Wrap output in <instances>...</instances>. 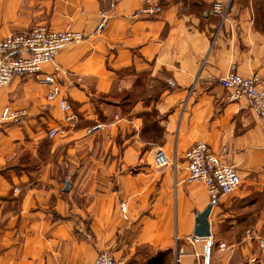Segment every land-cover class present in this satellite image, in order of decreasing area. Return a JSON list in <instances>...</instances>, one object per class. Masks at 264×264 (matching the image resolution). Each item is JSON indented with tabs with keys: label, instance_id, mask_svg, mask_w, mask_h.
Returning <instances> with one entry per match:
<instances>
[{
	"label": "crops",
	"instance_id": "crops-1",
	"mask_svg": "<svg viewBox=\"0 0 264 264\" xmlns=\"http://www.w3.org/2000/svg\"><path fill=\"white\" fill-rule=\"evenodd\" d=\"M152 2L158 15L132 18L141 0H0V38L37 25L84 35L42 67L60 90L51 104L30 77L0 87V112H25L0 126V264H92L99 253L146 263L167 251L196 264L205 247L206 264H264L263 250L250 252L264 243V116L217 84L234 65L264 88V0ZM96 122L102 130L84 136ZM196 142L235 168L239 186L211 207L210 237L191 245L210 202L201 183L183 184ZM157 148L170 162L161 169Z\"/></svg>",
	"mask_w": 264,
	"mask_h": 264
},
{
	"label": "built area",
	"instance_id": "built-area-1",
	"mask_svg": "<svg viewBox=\"0 0 264 264\" xmlns=\"http://www.w3.org/2000/svg\"><path fill=\"white\" fill-rule=\"evenodd\" d=\"M161 8L152 0H141V5L131 17L151 18L158 15ZM211 12L223 16L225 8L222 3H213ZM96 29L102 27L103 14ZM84 39L81 32L65 28L61 31L52 30L44 25L34 26L29 31L19 34L8 35L0 38V87L6 86L15 77H30L36 83L45 85L47 93L45 100L51 104L60 94L59 87L51 74L42 72L44 65L50 64L60 49L68 45L76 44ZM259 79L256 75L249 77L240 76L234 65H230L225 74L217 79V84L227 91L228 101H235L240 97L246 98L252 103L254 110L264 116V88L258 87ZM170 87L173 83L169 82ZM58 107L64 114L63 121L67 126L76 123V116L64 98L58 100ZM23 110H12L8 106L3 107L0 112V126L16 121L23 117ZM102 123H93L84 129V136L91 137L100 132ZM1 128V127H0ZM1 132V129H0ZM63 137L64 129H50L48 138L54 136ZM184 168L187 172L183 184L190 185L201 183L207 193L210 202L214 204L220 197L228 196L239 186V178L233 166L224 163L204 143L192 144L183 154ZM152 163L156 169H161L170 164L164 152L157 148L152 154ZM200 238L191 237V245L198 243ZM209 245V244H208ZM259 246L264 250V243L259 241ZM226 247L223 243L218 245L219 250ZM207 255V248L199 257ZM197 256V254H195ZM92 264H125L121 258L115 259L109 254L99 253L95 256ZM196 264H204L201 259Z\"/></svg>",
	"mask_w": 264,
	"mask_h": 264
},
{
	"label": "water",
	"instance_id": "water-1",
	"mask_svg": "<svg viewBox=\"0 0 264 264\" xmlns=\"http://www.w3.org/2000/svg\"><path fill=\"white\" fill-rule=\"evenodd\" d=\"M66 189L67 187L65 185L64 190ZM213 204H214L213 202H209L202 211L196 213L194 217V226L191 233L192 237H196L200 239H205L210 237L207 216Z\"/></svg>",
	"mask_w": 264,
	"mask_h": 264
},
{
	"label": "rangeland",
	"instance_id": "rangeland-1",
	"mask_svg": "<svg viewBox=\"0 0 264 264\" xmlns=\"http://www.w3.org/2000/svg\"><path fill=\"white\" fill-rule=\"evenodd\" d=\"M250 225H242V228H248ZM244 229L242 230V233L244 234ZM200 241H202V240H200ZM199 241V242H200ZM198 242V243H199ZM174 243H179V241H175L174 240ZM211 243V245H210V251H211V249H213V250H218L220 253H229L230 252V250H232V249H229V248H227V246H225L226 248L224 249V250H219L218 249V245L220 244L219 242H217V241H214V242H210ZM221 243H223V242H221ZM196 245H197V243H196ZM256 247H254V248H252L251 250H250V252L251 251H253V250H255L256 252H260V251H262V249L260 248V246H259V243L257 244V248L255 249ZM264 251V250H263ZM255 252V253H256ZM133 258V257H132ZM132 258H130V260L128 261V262H125V264H146V263H142L141 261H138V262H136L135 260H133ZM161 264H175L174 263V259L172 260L171 259V255H170V257H167L166 259H163V260H161Z\"/></svg>",
	"mask_w": 264,
	"mask_h": 264
},
{
	"label": "trees",
	"instance_id": "trees-1",
	"mask_svg": "<svg viewBox=\"0 0 264 264\" xmlns=\"http://www.w3.org/2000/svg\"><path fill=\"white\" fill-rule=\"evenodd\" d=\"M167 257H170V252H161L158 253L156 256L150 258L146 261V264H161V260L166 259Z\"/></svg>",
	"mask_w": 264,
	"mask_h": 264
},
{
	"label": "bare ground",
	"instance_id": "bare-ground-1",
	"mask_svg": "<svg viewBox=\"0 0 264 264\" xmlns=\"http://www.w3.org/2000/svg\"><path fill=\"white\" fill-rule=\"evenodd\" d=\"M206 258H207V255L205 254V256H204V264H206Z\"/></svg>",
	"mask_w": 264,
	"mask_h": 264
}]
</instances>
